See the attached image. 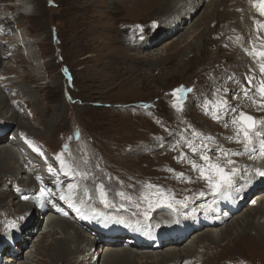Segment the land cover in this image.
I'll use <instances>...</instances> for the list:
<instances>
[{"label":"rangeland","instance_id":"1","mask_svg":"<svg viewBox=\"0 0 264 264\" xmlns=\"http://www.w3.org/2000/svg\"><path fill=\"white\" fill-rule=\"evenodd\" d=\"M22 1L0 0L4 6L11 7L8 12L12 19L11 26L1 25L0 31L4 38L11 39L10 34L23 33L25 39L19 41L21 48L13 45L14 49L21 51L23 56L27 53H34L37 59L34 58L32 61V63H36L32 71L25 57L23 59L15 58V50L11 46L8 50L6 49L8 44H1L5 53H3L0 66L5 65L2 63L4 60L7 61L12 57L13 59L6 64L7 66L5 65L4 70L0 68V79H3L5 85L13 80L20 82L11 90H9L10 86H6L8 89L5 91L7 96L17 99V104L11 100V105L23 115L21 124L25 127L23 129L21 124H19L20 126L16 123L11 124L5 131L3 141L7 145H16L9 140L10 132L14 133L18 128L23 129L17 134V136L19 135L18 141L21 142L20 148L23 149L17 150L11 146V150L19 158V163H15V166L29 164L31 173L29 175L34 181L37 176L41 177L40 171L55 175L57 171L63 172L68 169L69 165H77L88 175L96 177L97 182L94 181L93 184L88 176L85 177L88 180L87 187H91L87 190L88 200L84 202L87 203V206L74 205L87 215L84 218L87 222L86 225L84 223L77 224L70 217L73 212L66 216H59V218L72 222L74 226L85 233V239L91 241V238L88 237L92 235L86 231L88 224L91 223V216H94L95 221L106 220L108 219L106 216L120 218L125 215L133 220L135 215L139 216L143 213L144 195L153 191V188L148 187L149 184L152 185L154 181H160L163 188H169L168 191L177 190L176 187L179 186L178 183L180 184L181 179L177 175L173 178L170 174L187 173L188 165L182 166L179 163L186 136L193 134V131L201 132L203 134L201 136L204 137L228 133L225 124H228L227 128L229 129L233 126L227 122L222 126L219 123L222 122L220 119L214 120L211 115H206L203 104L205 100L215 103L221 99L226 100L227 103L228 101L237 102L235 95L231 96L233 87L231 88L230 84H234L233 74H239L243 68L245 71L247 65L244 67V64H241L240 69L234 63H229L230 60L227 57L234 51L227 50L229 47L226 42H222V34L225 30L223 26L214 21L207 24L208 21L205 20L202 25L196 24V27L189 31L183 28L179 32L180 34L187 31L183 34L184 38L187 37L193 41L191 44H194L199 39V35L196 38H193V35L203 30L207 33L208 41L204 46L205 52H195L196 57L189 62L182 63L180 60L178 61L179 55H181V53L177 54L178 50L187 53L192 48L187 40L180 41L174 47L173 42L178 35L174 36V32L168 37H163L164 34L159 35L162 36L159 40L160 44L144 50L139 49L138 51L141 52L133 49L120 50V47L127 46L128 42H141L144 37L147 38L149 33L156 31L161 25L162 19L152 15L150 7L145 10H122L121 6L116 5L109 12L100 3H93L91 6V0H24L28 1L29 10L35 11L34 16L26 18L20 15L21 17L13 19V16L19 12L18 4ZM205 4L196 12L197 15H192L191 22L204 8L208 10L211 8ZM4 11L0 10V12ZM235 11H239V8ZM134 20L147 26L145 28L138 25L131 27L132 24H135ZM229 21L230 23L234 22L233 20ZM16 24L18 28L14 27L16 32L13 31V33L12 25ZM124 25L131 26L123 27ZM192 30L194 31L192 32ZM123 39H126V42H123ZM23 41L30 45L29 48L22 47ZM10 42L13 44V41L10 40ZM228 42L230 43V41ZM98 45L99 47H97ZM108 45L109 47H107ZM235 54L238 53L235 52ZM20 63L22 65H19ZM34 70L40 71L38 72L39 78L35 75L36 71ZM24 71L30 79L25 83L21 80ZM181 86L184 89L191 88L192 91L188 92L189 99L183 102V111L178 112L173 107V102L180 96V93H176L174 97L173 90L180 89ZM25 88L31 90L32 96L17 97L18 90ZM213 88L214 90H212ZM235 91L237 94V88L234 89ZM23 94L22 92L21 96H24ZM249 95L253 97L255 93ZM18 99L25 100L26 103L23 104ZM244 99L249 100V97H244ZM28 100L31 103H28ZM261 103L262 101L249 100V105L236 111L234 117L243 112L255 118L254 113L248 109L253 110L250 104ZM144 105H148V107H144ZM8 106L10 107V105ZM6 108L7 106L4 109ZM254 112L256 113V111ZM26 133H30L29 136ZM171 136L174 141L172 151L168 147ZM223 139H225L224 136ZM22 142L29 147L24 146ZM210 143L213 147L217 145L216 139L211 140ZM213 153L215 152L209 151L207 154ZM27 155L30 158L26 157ZM34 156L39 157L47 165V168L45 169L44 165L38 168L33 166L28 160L33 161V164L40 161L34 159ZM49 167L54 171L49 172ZM167 167L175 171L168 173ZM197 174H199L198 171L192 172L190 175ZM130 175L131 177H129ZM20 176L19 182H23L26 177L25 173ZM70 179L73 184L78 183L74 177ZM183 180L187 183L185 188L189 189L191 182L185 178ZM9 182H6L5 185L0 184V191H6L7 188L9 192L11 187L20 188L19 183L13 182L12 185L11 181ZM156 183L158 184V182ZM101 184L109 194L108 199L112 203V207L106 208L100 201V192L96 187ZM91 191L94 192L91 193ZM15 202V196H6L2 201L3 206L11 211L13 217H16L15 214H20L18 211L14 213L11 209V207L17 209ZM123 204L124 206L121 207ZM247 208L249 207L241 210L239 214H242ZM156 211L172 213L164 205ZM33 213L36 212L33 210ZM134 213L135 215H133ZM9 217L8 213L4 212L1 219L6 221ZM44 219L46 218L41 219V224L34 230L30 242L23 249L25 251L21 255V260H25L27 251L32 249L33 242L45 230ZM233 225L228 227L236 233L238 226L234 227ZM12 229L14 230L13 227L11 229L2 228L0 236L5 232H12ZM204 230L201 228L196 230L197 232L189 233L190 237L185 243L193 241L197 233L204 232ZM69 231L70 234H73V229ZM248 233L252 237L256 236L254 230H249ZM218 243L220 244L218 246L211 244L207 249L208 252L200 257L210 256L208 260L214 264L230 258V260H254V262L264 264V253L250 250V246L242 245L244 247L240 248L237 245L233 247L231 243L224 244V242L222 244V241ZM95 245L98 247L97 244ZM123 246L132 247L128 243ZM12 248L8 245V249ZM42 252L45 254V251ZM1 261L3 260L1 259ZM31 264L36 263L32 262Z\"/></svg>","mask_w":264,"mask_h":264},{"label":"bare ground","instance_id":"2","mask_svg":"<svg viewBox=\"0 0 264 264\" xmlns=\"http://www.w3.org/2000/svg\"><path fill=\"white\" fill-rule=\"evenodd\" d=\"M206 1L207 0H91V6L93 3H100L102 6L106 7V10L109 12L116 5H118V7L121 6L122 10H145L150 7L149 10L153 12L152 15L162 19V22H160L161 25L156 31L149 33L146 36L147 38L144 37L141 42H128L127 46L120 47V50L126 51L133 49L135 51L137 50V52H141L138 50L148 49L149 47H155L157 44H160L159 40H161L160 38L162 36L159 35L164 34L163 37H168L169 34L174 32V36L178 34L177 41L175 40L173 42L174 47H176L180 41L187 40L192 48L191 51L187 53L179 52L178 50L177 54L181 53L178 61L180 60L182 63L189 62L196 57L195 52H205L204 46L208 43L206 39L207 33L203 30L193 35V38H196L199 35V39L194 44H191L192 40L187 37L184 38V33L191 28H195L196 24L202 25L205 20L208 21L207 24L214 21L217 22L218 25L220 24L223 26L225 31L222 34V42H226L229 47V49L225 47L227 50L230 52L231 50L234 51L233 53H229V56L227 57V59L230 60L229 63H234L237 67L239 66V68L241 64H244V67L247 65L245 71H243V68L239 74H233L232 79H235L234 84L236 86L230 84L231 88L233 87V94H231V96L235 95L237 102L231 103L228 101L227 106L222 108L218 113L220 120L222 121L219 122L220 125L223 126L226 122L232 125L231 121L234 117V113L239 109H242L243 106L249 105V100H252L253 102L264 100V98L261 97V94L257 91V89L262 86V83H264V73H261L259 69L258 60L264 62V59L249 55V51L252 48H256L258 51L264 49V29L259 28L256 23V21L264 22V16L259 15L257 8L253 7L251 0H211L207 1V3ZM204 4L211 8L209 10L204 8L200 14L198 13L199 15L196 19L191 22L190 19L192 18V15H195ZM18 5L20 10L16 16H13V19L18 16L21 17L20 15L26 18L34 16L35 11L29 10L28 1L23 0ZM79 7L80 6L78 5V8ZM9 8L11 7H6L3 3H0V10H5L4 12H0V26H11L12 19L9 16ZM237 8H239V11L236 12L235 9ZM240 18L242 20H239ZM229 20H233L234 22L230 23ZM133 22H135V20ZM188 22L189 24L187 25ZM136 25L143 28L147 26L137 21L134 25L132 24V26L124 25L123 27H133ZM14 27L18 28L17 24L14 26L12 25V32H16ZM183 28H186L187 31L179 34ZM194 30H192V32ZM11 36L12 39L4 38L0 31V63L3 53H5L2 45L8 44L6 49L9 50V47L11 46L16 52V54L14 53V57L16 56L15 58L23 59L25 57L29 68H32L33 71L36 65L34 62L32 63L35 58L34 53H27V56H23L21 51H18L13 47L14 45L17 48H21L19 41L25 39L24 34L20 32V34H10V37ZM258 36L260 37L259 39ZM9 39L13 41V44ZM228 41H230V43ZM123 42H126V39H123ZM29 46L30 45L26 42H22L23 48L27 49ZM97 47H99V45ZM107 47H109V45ZM235 52L240 56L238 54L236 55ZM11 59H13V57L7 59V61L4 60L2 63L6 65L9 61L11 62ZM173 60L175 61V59ZM5 65L3 67L0 66V68L4 70ZM19 65L22 64L20 63ZM34 71H36L35 75L39 78L38 72L40 71ZM21 77V80L24 83L30 80L25 71L24 73L22 72ZM249 80H251V84H249ZM4 83L3 79H0V184L5 185L6 182L11 181L13 185V182H17L19 183L20 188L11 187L9 192L7 188L6 191H0V230L2 228L11 229L13 223L16 225L18 224L14 230H11L12 232H5L0 236V255H2L0 256V264H31L32 262H35L36 264H214L208 260V257L210 256H206L205 258L200 256H204L203 254L208 252L207 249L211 244H216L218 246V242L221 241L222 244L224 242V244L231 243L233 244V247L236 245L238 247L240 246V248L244 247L242 245H245L246 247L250 246V250H257L264 253V177L250 179L254 168H264V157H260L256 153L251 155L245 153L243 155L233 156L232 159L237 162L236 167L240 171L235 178L233 186L222 189L219 193H213L208 188L206 181L198 178L199 174L190 175L192 172H196V170H193L188 163L189 159L201 164L204 162L200 160L199 155L192 153L191 149L187 146L186 141H193L197 146L204 143L207 144L209 148L220 146L224 149H232L233 151L242 152L243 148L240 144L234 139H228V137L233 136L235 133L234 125H232L233 127L230 129L225 127L228 129V133H224V135L220 134L219 136H211L214 138L213 140L216 139L217 142V145L214 147L211 145L212 143H210L211 140H207L204 136H193V134H189V136L185 137V144L182 153L186 154V157L183 160L180 159L179 163L182 164V166L188 165L186 168L187 173L184 174V178L191 182L189 189L185 188L187 183H185L183 178H179L181 180L180 184L178 183L179 186H175L177 189L176 191H168L167 189L169 188L165 189L161 186L162 182L154 181L152 185L158 186L159 193H163V195L158 193L157 188H153V191H149L144 195V197H147L148 199H145L142 205V215H135L133 220L126 215L125 217L120 218H116V216L109 218L108 216L103 215L108 218L103 221H95L94 216H91V223L88 224V227L86 226V231H89L92 236L88 237L89 239L91 238V241H87L83 231L79 230L69 220L59 218V216H66L67 214H70V212H73L70 214V217L73 218L77 224L87 223L84 220L87 215L83 214L81 209L77 211V207L70 206V202L71 205L86 207L87 203L84 202L88 200L87 190L91 187H87L88 180H86L85 177L88 176L91 184L96 181V177L93 178L88 175V173L87 175H84L85 172L77 165H69L68 169L63 172L57 171L55 175L40 171L39 175H41V177L39 180L36 177L35 184V181L29 175L31 174L29 171V164H20V167L18 165L17 167L15 166V163H19V158L16 153L11 150V146H14V148L19 150L21 142L18 141L19 135L17 136V134L19 131L21 132V130L25 129V127L21 124L23 115L20 114L19 111L17 112L11 105V100H13L14 104H17V99L7 96L5 89H8L6 86H10L9 90H11L20 82L18 83L16 80H13L8 83L9 85H5ZM236 88L237 94H235L236 91L234 92V89ZM212 90H214V88ZM18 91L19 92L16 95L17 97L24 98L26 95L32 96L30 89L25 88L19 89ZM12 92L14 93V91ZM22 92L24 93V96H21ZM245 92H247V95ZM250 93H255L254 96L257 98L254 99V96L251 97L249 95ZM244 97H249V100L244 99ZM188 99L189 96L188 93H186V98L184 100L187 101ZM20 101H22L23 104L26 103L25 100ZM28 103L31 102L28 100ZM8 105H10V107ZM250 105L256 113L251 109H247L254 113L255 119L257 121L264 120V107H261V104ZM6 106L7 108L4 109ZM232 109H235V111H232ZM13 123H16L17 125L21 124L23 129L18 128L14 133L11 131L9 140L16 145H7L3 141L5 138L4 134L5 131L8 130L7 128ZM172 132H175V130H172ZM26 134L29 136L30 133ZM223 136L225 139H223ZM173 142V137H169L168 147L171 148V151ZM208 155L215 159L217 153ZM252 155H256L257 158L255 160L252 159ZM26 157L30 158L29 155ZM28 161H30L36 168L41 164L38 163L37 165L35 163L33 164V161L31 160ZM168 169L170 168L167 167L166 171L169 173ZM23 173L26 175L25 180L19 182V180H21L19 179L21 178L20 175ZM170 176L174 178L176 174H170ZM73 177L75 178V181L78 182L77 184H73L70 179ZM129 177H131V175ZM156 182H158V184ZM70 184L76 187L70 190L68 187ZM41 188H44L46 191L51 190V193L47 196L41 197ZM96 188L99 189L98 187ZM17 189H19V191H17ZM37 190L39 191L37 192ZM93 192L94 191H91V193ZM201 192H204L205 195L201 196ZM61 195H64L65 199H61ZM6 196H15V206L17 209L15 210L13 207H11V209L14 213H16L15 211L20 213L17 215L15 214L16 217L11 216V211H8L2 204V201ZM173 196L175 200L185 201L187 207L177 204L174 208H169L167 204L172 202L171 197ZM25 197H27V199H25ZM149 201L151 202V207L149 206ZM163 205L170 209L172 213L156 211ZM122 206H124V204L121 205V207ZM246 207L249 208H247L242 214H239V212ZM67 209H69L68 212ZM33 210L36 212V215L33 213ZM4 212L8 213L11 218L9 217L8 220L2 221L1 218H3ZM146 212L148 214L147 219H145L144 215ZM43 217L46 218L44 219L45 230L42 231L41 235L33 242L32 249L30 248V250L27 251L24 258L25 260H21V255L25 251L23 249L30 242L31 235L41 224V219H43ZM117 220L131 222L133 227H126L125 224L117 223ZM137 221H139V224L136 223ZM3 223L6 225H2ZM231 225L234 227L238 226V228H236V233L229 229L228 226ZM201 228L203 230L205 229L204 232H198L193 241L185 243L190 237L188 236L189 233H193V231ZM70 229L71 231L73 229V234H70ZM249 230H254L256 236H250L248 233ZM126 243L132 246L130 247L131 249L127 248V246H123ZM95 244H97L98 247ZM8 245L13 248L8 249ZM228 249L230 248L228 247ZM42 251H45V254ZM1 259L3 261H1ZM230 259L218 264H259L258 262H254V260Z\"/></svg>","mask_w":264,"mask_h":264},{"label":"snow or ice","instance_id":"3","mask_svg":"<svg viewBox=\"0 0 264 264\" xmlns=\"http://www.w3.org/2000/svg\"><path fill=\"white\" fill-rule=\"evenodd\" d=\"M251 3L253 7L257 8L259 15L264 16V0H251ZM259 28L264 29V22L256 21ZM142 31V29H141ZM260 37L258 36V39ZM249 55H252L254 57L262 58L264 59V49L257 50L256 48H252L249 51ZM259 69L261 73H264V62H260L258 60ZM249 84H251V80H249ZM192 89H184L183 86H181L180 89L173 90V96H176V93H180V96L174 100L173 107L176 108L178 112L183 111V102L186 98V93L191 92ZM257 91L261 94V97L264 98V83H262V86L257 89ZM247 95V92H245ZM227 106L226 100H218L215 103L212 101H205L203 104V109L206 115H211V117L214 120H219V111ZM144 107H148V105H144ZM261 107H264V100H262ZM210 108L212 109L210 111ZM232 111H235V109H232ZM159 123V121H157ZM232 125L235 126V133L233 136L228 137L229 140H235L238 144H240L243 148V151H233L232 149H224L223 147H216V148H209L207 144L201 143L200 145H195L193 141H186L187 146L191 149L192 153L199 155V158L204 163H198L194 160L189 159L188 163L191 165L193 170L198 171L199 179H203L206 181L208 188L213 193H219L222 189L230 188L233 186L235 182V178L237 177L239 173V169L236 167V161L232 159L233 156H239L243 155L245 153H248L249 155L256 153L260 157H264V120L257 121L253 116L245 114L243 112L239 113V116L233 117L231 121ZM191 127V126H190ZM225 127H228V124H225ZM77 133V137H78ZM202 133L193 131V136H201ZM207 140H213L214 138L211 136L206 137ZM31 143V142H29ZM65 148H67V145H65ZM38 151V149H37ZM209 151H213L217 153V156L215 159H213L211 156H209L207 153ZM186 154L181 153V156L179 159L183 160L185 159ZM256 155H252V159H256ZM54 170L49 167V172H53ZM169 172H174V169H168ZM84 175H87L85 173ZM178 178H184V173H177L176 174ZM264 177V168H254L253 174L250 177ZM37 179L39 180L40 177L37 176ZM190 179V178H189ZM69 189H73L74 185H69ZM99 192H100V201L103 203L104 207H112V203L108 199V194L104 190V186L101 184L98 186ZM149 188H157L158 193L159 189L158 186L155 185H148ZM19 191V189H17ZM51 193V190H45L44 188H41L40 195L41 197L47 196ZM160 195H163V193H159ZM201 196L205 195L204 192L200 193ZM61 199H65L64 195H61ZM27 199V197H25ZM144 199H148L147 197H144ZM172 202L168 203L167 206L169 208H174L175 205L179 204L183 207H187V204L185 201H179L175 200L174 196L171 197ZM187 199V198H185ZM70 206L71 205L70 202ZM138 206V205H137ZM149 206L151 207V202L149 201ZM79 211V209H77ZM99 215V213H97ZM135 215V213L133 214ZM145 219L148 218L147 212L144 214ZM22 219V218H21ZM117 223L125 224L126 227H133V224L131 222H126L124 220H117ZM139 224V221L136 222ZM17 225L13 223L12 227L15 228Z\"/></svg>","mask_w":264,"mask_h":264}]
</instances>
